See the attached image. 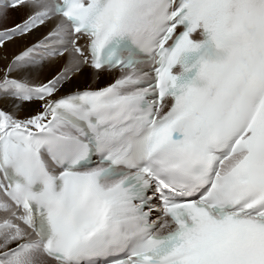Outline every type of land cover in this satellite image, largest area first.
I'll return each instance as SVG.
<instances>
[{
  "label": "snow or ice",
  "instance_id": "obj_1",
  "mask_svg": "<svg viewBox=\"0 0 264 264\" xmlns=\"http://www.w3.org/2000/svg\"><path fill=\"white\" fill-rule=\"evenodd\" d=\"M0 65V264H264V0H0Z\"/></svg>",
  "mask_w": 264,
  "mask_h": 264
},
{
  "label": "bare ground",
  "instance_id": "obj_2",
  "mask_svg": "<svg viewBox=\"0 0 264 264\" xmlns=\"http://www.w3.org/2000/svg\"><path fill=\"white\" fill-rule=\"evenodd\" d=\"M16 19V20H15ZM12 20L14 21H17V20H19V15L18 14H13V18H12ZM12 22V21H11ZM32 39V37H28L27 38V40H31ZM27 40L26 41H20V42H18V44H16V45H10L9 46V51L11 52V51H14V50H16L17 48H19V47H21L24 43H26L27 42ZM0 66H2V65H0ZM0 105H2V102H0Z\"/></svg>",
  "mask_w": 264,
  "mask_h": 264
},
{
  "label": "rangeland",
  "instance_id": "obj_3",
  "mask_svg": "<svg viewBox=\"0 0 264 264\" xmlns=\"http://www.w3.org/2000/svg\"><path fill=\"white\" fill-rule=\"evenodd\" d=\"M15 20H16V19H15ZM15 20H14V21L12 20V22H18V20H17V21H15ZM12 22L10 21L9 23H12Z\"/></svg>",
  "mask_w": 264,
  "mask_h": 264
}]
</instances>
